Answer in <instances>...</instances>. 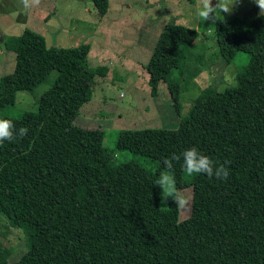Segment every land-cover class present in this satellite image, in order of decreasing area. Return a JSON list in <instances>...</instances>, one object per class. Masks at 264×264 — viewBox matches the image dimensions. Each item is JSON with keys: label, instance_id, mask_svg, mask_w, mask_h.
I'll list each match as a JSON object with an SVG mask.
<instances>
[{"label": "trees", "instance_id": "1", "mask_svg": "<svg viewBox=\"0 0 264 264\" xmlns=\"http://www.w3.org/2000/svg\"><path fill=\"white\" fill-rule=\"evenodd\" d=\"M92 1L100 16L107 13L108 0ZM196 36L194 28L166 24L145 64L151 95L165 80L175 109L179 83L171 70H183L178 45L190 46ZM214 36L225 60L249 54L237 85L222 92L205 87L175 128L118 134L117 148L157 161L153 169L114 164L104 130L73 122L96 76L108 72L106 65L88 66L87 43L47 46L30 28L9 37L15 65L0 76V107L58 72L35 111L0 118L29 129L0 144V213L26 239L14 264H264V14L217 18ZM191 147L224 164L229 176L184 178L182 159L175 162L176 188L192 189L190 214L179 219L154 180L165 158ZM10 252L0 240V264H10Z\"/></svg>", "mask_w": 264, "mask_h": 264}, {"label": "rangeland", "instance_id": "2", "mask_svg": "<svg viewBox=\"0 0 264 264\" xmlns=\"http://www.w3.org/2000/svg\"><path fill=\"white\" fill-rule=\"evenodd\" d=\"M234 3L235 0H221V7L230 9ZM216 4L217 0H212V6ZM199 6L201 0H108L107 13L100 16L92 0H40L39 5L27 10L21 8L19 0H0V76L13 71L15 52L9 47V37L19 35L24 28L43 34L47 46L68 48L87 43L88 66L106 65L108 72L107 75L96 76L93 95L82 103L73 122L83 128L104 130V145L113 152L114 164L136 161L153 169L157 161L117 148L120 131L147 127L175 128L178 118L188 113L194 98L205 87L211 86L222 92L227 87L236 86L237 72L248 64L249 54L237 51L230 61L225 60L215 41V20L233 14L241 18L264 14L255 0H236L231 11L218 8L216 14L211 13L204 21L196 15ZM168 23L197 31L192 45H178L182 73L178 68L171 70V78H177L179 83L177 109L172 106L165 80L158 81L157 95H151L145 67L147 55L136 58L135 49L131 47L140 43L141 37L152 46ZM107 44L110 51L103 48ZM111 46L122 52H111ZM125 60L128 65L122 67ZM57 75V70L53 69L35 90L17 91L13 104L0 107V118L35 111L38 98L52 86ZM213 124L221 128L223 121L216 118ZM184 178H187L185 173ZM176 192L189 201L185 208H178L179 219L187 218L191 211L192 189L190 186L176 188ZM171 199L169 197L163 204H168ZM0 240L11 250L10 264H14L26 250L25 234L21 228L11 226L1 213Z\"/></svg>", "mask_w": 264, "mask_h": 264}, {"label": "clouds", "instance_id": "3", "mask_svg": "<svg viewBox=\"0 0 264 264\" xmlns=\"http://www.w3.org/2000/svg\"><path fill=\"white\" fill-rule=\"evenodd\" d=\"M255 3L259 6L261 12H264V0H255ZM19 4L23 10H27L39 5L40 0H19ZM233 5L230 9L221 7V0H217L216 6L213 7L212 0H201V6L197 8L196 15L205 21L211 13L216 14L218 8L220 11H231ZM28 131L29 129L23 126L17 129L11 119H0V144H3L4 141L15 142L22 139ZM181 159L183 161L181 168L189 177L202 174L223 181L229 176V169L224 164H220L209 156L202 154L196 147L188 148L180 154L172 153L163 160V171L154 180V186L161 189L160 198L162 203H165L169 197L174 200L177 208H185L189 203L188 200L179 196L176 192V181L173 173L175 162H179Z\"/></svg>", "mask_w": 264, "mask_h": 264}, {"label": "crops", "instance_id": "4", "mask_svg": "<svg viewBox=\"0 0 264 264\" xmlns=\"http://www.w3.org/2000/svg\"><path fill=\"white\" fill-rule=\"evenodd\" d=\"M57 0H55V2H56ZM64 1H66V2H72V1H74V0H64ZM43 6H45L46 7V5H43ZM157 37V36H156ZM134 41H132V43H133ZM155 44V43H154ZM154 44L151 46V44H149L148 42H147V40H146V38H144V37H141V39H140V43H137V45L136 46H131L132 48H134L135 49V53H134V56L136 57V58H139V57H146V55H147V60L145 59V63H147V61H148V59H149V56H150V53L152 52V48L154 47ZM151 46V47H150ZM121 47H123V46H121ZM105 50H108V51H110V48L108 47V44L106 45V46H104L103 47ZM124 48V47H123ZM111 52H116V53H120V52H122V50H119V49H117V48H115L114 46H111ZM130 52V51H129ZM146 54V55H145ZM108 64H111V62L109 61L108 62ZM128 65V62L125 60V61H122V63H121V66L122 67H125V66H127Z\"/></svg>", "mask_w": 264, "mask_h": 264}]
</instances>
